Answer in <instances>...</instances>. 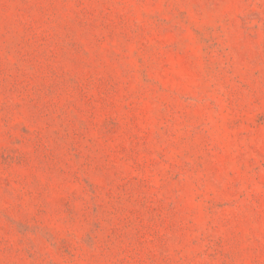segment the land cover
Masks as SVG:
<instances>
[{"label": "rangeland", "instance_id": "obj_1", "mask_svg": "<svg viewBox=\"0 0 264 264\" xmlns=\"http://www.w3.org/2000/svg\"><path fill=\"white\" fill-rule=\"evenodd\" d=\"M0 264H264V0H0Z\"/></svg>", "mask_w": 264, "mask_h": 264}]
</instances>
